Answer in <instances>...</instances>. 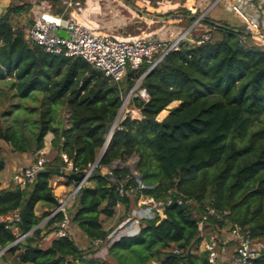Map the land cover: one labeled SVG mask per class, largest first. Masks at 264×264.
Masks as SVG:
<instances>
[{
    "label": "trees",
    "instance_id": "1",
    "mask_svg": "<svg viewBox=\"0 0 264 264\" xmlns=\"http://www.w3.org/2000/svg\"><path fill=\"white\" fill-rule=\"evenodd\" d=\"M35 4L52 14L64 10L62 0H12L0 17V140L15 151L38 153L53 132V153L32 182L0 188V215L18 212V220L0 221V249L7 247L1 256L17 254L20 264H212L198 248L208 227L238 226L253 244L264 238V45L243 26L207 23L209 39L180 43L140 80L149 98L128 103L140 117L116 119L123 96L150 64L113 80L79 56L45 51L25 38L17 21ZM109 134L90 182L66 207L68 224L89 245L81 248L70 231L43 245L64 218L58 211L38 226L60 203L50 178L76 184L70 174L94 164ZM133 153L143 188L127 164ZM4 164L0 154V170ZM141 195L162 201V215L109 242L103 218L122 205L124 219ZM38 203L46 205L41 214ZM14 228L28 234L12 244ZM103 246L107 256L96 257ZM257 253L252 264H264V251Z\"/></svg>",
    "mask_w": 264,
    "mask_h": 264
},
{
    "label": "built area",
    "instance_id": "2",
    "mask_svg": "<svg viewBox=\"0 0 264 264\" xmlns=\"http://www.w3.org/2000/svg\"><path fill=\"white\" fill-rule=\"evenodd\" d=\"M202 1H208L207 7L198 13V7ZM219 3L230 11L236 12L243 24V28L250 35L253 42L257 45H264V0H187L185 6L189 13L194 17L192 25L187 27L171 41H165L160 38H154L141 33L138 36L110 34H99L77 18L76 13L83 11L80 0H62L64 10L59 15H52L48 18V12L38 13L31 26L25 31V38L32 43L41 46L45 51L54 54H63L64 56H79L93 67L101 70L106 76L113 80H120L126 74L128 68L136 69L143 61L149 63V68L153 67L161 58L171 49L177 48L182 42L201 43L210 38L211 29L206 25L208 18L206 15ZM203 26V31L198 37H192L191 32ZM58 28L65 30V36H60L56 32ZM133 97H139L147 100L148 92L145 88L135 84L124 95L119 109L118 118H124L130 115L133 118L140 117L138 108L129 107V100ZM40 153V151H39ZM64 160H67L65 154H62ZM45 158L37 157L28 166L19 169V175L16 182L20 186L33 181L36 173L43 168ZM115 165V164H113ZM96 164H92L82 172L84 178L76 183L67 197L60 201L59 205L50 213L53 216L58 211L64 213V218L57 223L58 229L54 231L55 236L68 234V214L66 207L72 201L79 188L90 182V176ZM71 163L68 162L67 169H71ZM139 187L143 185L139 180ZM121 191V189H120ZM163 202L154 199L149 195H141L136 206L131 210L130 215L121 222L116 228L110 230L107 235L109 242L119 238L122 235L136 234L140 229L142 219H152L156 215H162ZM210 214H216L214 209H209ZM18 220L17 210L9 211L0 215V221L11 222ZM16 238L12 244L18 243L24 239L28 233H18L16 228L13 230ZM231 234L236 239V247L232 256L233 264H252L258 256L257 248L254 246L250 236L242 231L238 226L231 228ZM93 243H99L94 240ZM6 248L0 250V254ZM205 250L208 253V261L212 264H218L217 239L212 236L205 243ZM175 251H178L175 249Z\"/></svg>",
    "mask_w": 264,
    "mask_h": 264
},
{
    "label": "crops",
    "instance_id": "3",
    "mask_svg": "<svg viewBox=\"0 0 264 264\" xmlns=\"http://www.w3.org/2000/svg\"><path fill=\"white\" fill-rule=\"evenodd\" d=\"M42 5H38V6L36 5L35 7H40ZM34 6H33V9L31 12H34V17H35L37 14V9H35ZM40 12L38 11V13H40ZM228 12H230V10H228ZM232 12H234V11H232ZM75 14L80 16V18L84 21V23L91 26L93 29H95V31L97 33H99V34H110L112 36H119L121 28L118 30V33L117 32L115 33L114 32V31H116L115 28L110 26V24H108V21H105L101 17H99L97 12L95 13V11H93L92 9L84 8V10L81 12V14L76 13V12H75ZM153 15H156V14H153ZM140 17H142V16H140ZM142 18H144V17H142ZM144 19H146V18H144ZM146 20H147V21H145L147 24L146 25V27H147L146 28L147 29L146 35L150 36V37H154V38L162 36V30L153 29L150 31V29H151V27H153V24H159L161 26L168 19L167 20L146 19ZM215 21H223V22H226L228 25L235 26V27L243 26L242 21L236 12H234V14L232 13L231 17H229L228 15H223V14L217 12L214 16H210L208 18V21H206V22L212 23ZM132 32H133L132 36L140 35V32H138V31L134 32V30H133ZM67 117H68V115H66V118L64 120V126L69 125ZM53 137H54L53 132H49L47 134V136L44 140V147L40 150V153L39 152L38 153L37 152L36 153L18 152V151L13 150L12 148H11L10 152L7 153L5 146H2L0 144V154L4 158V161H5L4 167L0 170V188L6 187L11 183L17 184L16 179H17V176L19 175V169L21 167L28 166L37 157L45 158L47 156H50L52 154V151H53L52 144H51ZM102 171L107 172V168L103 167ZM50 183L54 188V193H55L56 197L58 198L59 202L61 200H63L65 197H67L75 186V183L67 184L65 182V178L62 176H52L50 178ZM72 201H70V203H68L67 207L71 205ZM45 209H46V205H44L42 203H38L36 205L37 214H41L43 212V210H45ZM131 210H130V212H131ZM123 211H124L123 206L118 205L117 210H116V214L114 216L103 218L104 228L112 230V229L116 228V226H118L121 222H123L130 215V212H129L127 217L122 219L121 217L123 215ZM47 219H48V217L45 218L40 225H42ZM111 226H114V227H111ZM227 227H228V225L222 227L219 230V232L213 230L211 227H208L207 229H205L206 232L202 231V233H201L202 238H201L199 245H198V248L200 251H205V243L207 242V240L210 237L214 236L217 239L218 264H233L232 263V256L234 254L235 247H236V239L231 234V226H229L230 228H228V230H226ZM67 230L71 232L76 243L81 248H86L89 245V242L86 239V237L74 225L68 224ZM52 237H54V232L48 234L43 239V243H45V245H48V243L50 242ZM263 240H264V238L259 239L258 243L255 244L257 249H259L260 247H264L262 244ZM226 243H228V244H226ZM95 256L96 257H106L107 256L106 247L103 246L102 248H100V250L96 253ZM0 264H20V263L17 261V254H16L15 259L6 260L4 258L2 261H0ZM23 264H27V263H23Z\"/></svg>",
    "mask_w": 264,
    "mask_h": 264
},
{
    "label": "rangeland",
    "instance_id": "4",
    "mask_svg": "<svg viewBox=\"0 0 264 264\" xmlns=\"http://www.w3.org/2000/svg\"><path fill=\"white\" fill-rule=\"evenodd\" d=\"M80 1L82 3L83 10L84 8H90L93 11H95V13L97 12L99 17H101L105 21H108V24H110V26L115 28L116 30L114 31L115 33L116 32L118 33V30L121 28L120 33H119L120 36L121 35H125V36L133 35V32H132L133 30L134 32L135 31L140 32V34L141 33L147 34L146 33L147 24L145 22L147 20L140 17L134 11L129 9L121 0H80ZM135 1L137 2V5L142 6V9L144 8L146 10H149L151 11L152 14L178 15L176 18L168 19L161 26L159 24H153V27H151L150 31L153 29L162 30V36L157 37V38L163 39L165 41H171L174 37L179 35L187 27L192 25L194 21V18L192 19V21H188V18H189L188 16L192 17V15L189 13V11L188 13L185 12L186 11L185 9H187L185 6L187 0H135ZM208 3H209L208 1H202L201 5L198 7V13H201V11L207 7ZM44 5L40 7H35V9H37V14H38V11L48 12L49 14H52L49 12V10L48 11L43 10ZM217 12L223 15H228L229 17H231L232 13L234 14V12L232 11L228 12V10L224 7V5L222 3H219L214 8L211 9V11L206 15V18H209L210 16H214ZM53 15H59V14H53ZM34 18H35L34 12H30L28 15H22L21 17H18L17 21H19L20 26L25 27V31H26V29L33 22ZM77 18L81 19L80 16L78 15H77ZM203 29H204L203 26H198L197 29L191 32V36L198 37L200 33H202ZM184 42L186 41L184 40ZM176 103L177 102H173L167 107V109L162 110L161 113H159L158 115V119L160 120L163 117H165L168 113V109L172 107L173 105H175ZM0 144L2 146H5L7 153L10 152L12 147L8 143L0 140ZM40 224L39 226H41ZM229 226L230 224L228 225L226 230L230 228ZM111 227H114V226H111ZM258 241L259 240H254V243L257 244ZM262 244L264 246V240L262 241ZM43 245H45V243H43ZM261 249L264 251V247H260V250ZM3 257H5L6 260L15 259L16 254H8V255L5 254ZM3 257L0 254V261L3 260Z\"/></svg>",
    "mask_w": 264,
    "mask_h": 264
},
{
    "label": "water",
    "instance_id": "5",
    "mask_svg": "<svg viewBox=\"0 0 264 264\" xmlns=\"http://www.w3.org/2000/svg\"><path fill=\"white\" fill-rule=\"evenodd\" d=\"M121 1H122V2H123V3H124L129 9H131L132 11H134L135 13H137L138 15H140V16L146 18V19H151V20H167V19H170V18H176V17L178 16V15H174V14H172V15H153V14H150V13H148V12H145L143 9L139 8L138 6H136L135 4L131 3V2L128 1V0H121ZM11 2H12V0H0V17H1L3 14L6 13L7 8H8V6L10 5ZM56 32H57L58 35H60V36H65V30H64L63 28H58V29L56 30ZM149 70H150V68L147 69V71H145V72L143 73V75L139 78V80H138L135 84L139 83L140 80L146 75V73H147ZM118 114H119V111H118ZM118 114H117L116 119L118 118ZM109 137H110V134L108 135L107 140H106V142H105V144H104L102 150L100 151V153H99V155H98L96 161L94 162L95 164L98 162V160H99V158H100V156H101L103 150L105 149L106 144H107V142H108V140H109ZM12 149L14 150L13 147H12ZM59 153L61 154L62 151L59 150ZM138 160H139V157H138L135 153H133L132 156H131V157L129 158V160L127 161V164H128V166L130 167L131 170H133V169L135 168V166H136ZM117 163H119V161H115V162H114V164H117ZM133 174H134V176L136 177V179L140 181V173L137 172V171L134 169V170H133ZM70 176L74 179V181H77V183H79V182L84 178L85 173H83V172H80V173H74V172H72V173L70 174ZM38 226H39V225H38ZM38 226H36V227H38ZM36 227H35V228H36ZM6 248H7V247H6Z\"/></svg>",
    "mask_w": 264,
    "mask_h": 264
},
{
    "label": "bare ground",
    "instance_id": "6",
    "mask_svg": "<svg viewBox=\"0 0 264 264\" xmlns=\"http://www.w3.org/2000/svg\"><path fill=\"white\" fill-rule=\"evenodd\" d=\"M48 18H52L53 16L50 14H46Z\"/></svg>",
    "mask_w": 264,
    "mask_h": 264
}]
</instances>
